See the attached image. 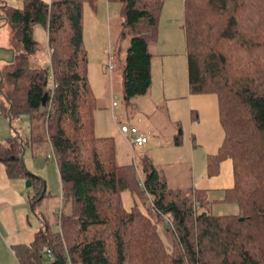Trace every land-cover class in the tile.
Masks as SVG:
<instances>
[{
    "label": "trees",
    "instance_id": "16d2710c",
    "mask_svg": "<svg viewBox=\"0 0 264 264\" xmlns=\"http://www.w3.org/2000/svg\"><path fill=\"white\" fill-rule=\"evenodd\" d=\"M98 1L0 4V17L13 29L12 54L0 66L3 110L11 124L30 116L29 134L14 127L15 134L0 139V163L9 178L30 181L35 211L47 196L45 181L26 168L22 153L47 141L62 197L58 228L38 215L42 227L33 241L13 247L15 264H264V0H183L188 91L216 94L224 130L218 150L207 156V175L232 161L234 183L217 202L236 204L238 213L225 215L204 210L207 190L169 188L147 158L142 176L134 164H117L114 138L95 134L83 25L84 5L95 10ZM108 1L122 4L130 33L122 67L130 100L152 84L151 45L164 0ZM36 26L47 33L43 66L29 63L39 48ZM123 192L149 200V212L136 203L125 207Z\"/></svg>",
    "mask_w": 264,
    "mask_h": 264
},
{
    "label": "rangeland",
    "instance_id": "374dc122",
    "mask_svg": "<svg viewBox=\"0 0 264 264\" xmlns=\"http://www.w3.org/2000/svg\"><path fill=\"white\" fill-rule=\"evenodd\" d=\"M1 3L2 0L0 1ZM115 4L119 5L120 8L117 9L116 15L112 16L108 14L111 32L107 36V45L103 47L104 49H101L99 44H102V27L109 10V4L106 1L99 0L97 9L95 10L87 3L84 5L86 27L84 42L88 52V77L96 97V108L94 110L95 134L101 136L109 135L114 138L117 164H134L138 169L139 176H142L143 162L147 158L157 171L165 177L169 188L190 189L191 171L189 162H187L189 133L182 106L174 104L173 101L162 95L161 85L156 75L145 94L136 96L130 100H126L123 96L122 73L119 62L125 58L124 55L129 44L130 33L123 27L122 19L120 18L122 4L120 2H115ZM182 12L183 6L182 9H179V14L182 15ZM177 13V5L166 6V8L164 5L160 12V18L162 20L166 18L173 19L176 18ZM1 19L0 17V21ZM6 24L12 35L13 29L11 25L9 23ZM40 28L41 26H36L34 32L35 37L39 41V48L29 57L31 66H43L48 62L46 58V35L45 32H42L40 36ZM4 33L7 34L6 32ZM182 37L183 35L178 40L180 41L181 39L183 41ZM111 50L114 51L113 58L111 56L114 68L110 71L107 55ZM100 57L103 59V62L99 59ZM112 101L116 102L114 108ZM2 104L3 108H6L3 97ZM4 113L2 114L4 120L0 123V139L4 140V137L7 135L5 130L7 129H9L11 135L15 134L14 127H17L21 133V129H24L26 134L22 133L23 135L29 134V115H23L20 123L16 124L14 121L11 124ZM122 123L129 126L136 124L139 130L146 133L149 138L147 143L149 145L148 148L145 146L141 150L137 148L135 143H129L125 137H130L131 134L130 132L125 135L121 134L120 125ZM178 157H182L184 160L179 162L177 161ZM22 158L26 168L45 181L47 196L36 205L34 215L43 217L50 227L56 230L58 228L57 216L62 202L61 183L49 143L41 141L35 143L33 146H27L22 153ZM26 184L27 181H25ZM27 189L30 197L32 199L36 198L37 194L34 189L29 185ZM209 199V205L204 208L208 213L220 215L238 213L236 204L219 203L217 202L218 196L213 195ZM131 200L142 211L149 212L151 207L149 200L143 202L135 195L131 196ZM125 203L126 206L129 205L127 202ZM63 205L64 212H68L70 204L65 202ZM165 228V223L158 224L159 231L166 242L170 244V237L165 232ZM43 259L50 261V258L47 256H44ZM12 263L15 264L14 259Z\"/></svg>",
    "mask_w": 264,
    "mask_h": 264
},
{
    "label": "crops",
    "instance_id": "0c3cea01",
    "mask_svg": "<svg viewBox=\"0 0 264 264\" xmlns=\"http://www.w3.org/2000/svg\"><path fill=\"white\" fill-rule=\"evenodd\" d=\"M102 1H106V3L109 4L108 9L110 13L108 10L102 27V44H99L101 49L107 45V36L111 32L108 14L114 16L118 11L117 9L120 8L115 2H110L108 0ZM5 2L14 6H19L21 4V0H5ZM16 2L17 4H15ZM164 5L165 8L166 6L177 5L178 13L177 16H175L176 18L173 19H159L157 39L151 45V50L153 52L151 62L152 83L156 75L161 85L162 95L173 101L174 104L181 105L183 108L189 133L187 162H189L191 171L190 188L207 190L209 198L213 195L218 196L219 199L222 197L224 189L232 187L234 180L232 161L230 159H226L221 163L217 175L211 177L207 175V156L218 150L224 137V130L219 119L217 97L215 93L211 92L190 93L188 91L186 45L182 26L183 12L182 15L179 14V9H182L183 6V0H164L163 6ZM120 18L123 23L122 14H120ZM83 27V37L85 40V19ZM40 29V36L42 32H45L46 35V58L48 59L47 33L43 27ZM35 30L36 27L34 32ZM10 32L6 21L1 19L0 66L4 64L3 58H9L12 54V50H10L12 46V35ZM182 35L183 41L181 39L179 41L178 38ZM110 52L113 58L114 51L111 50ZM99 59L103 62L101 57ZM124 59L119 62L121 73ZM113 68L114 63L112 62V67L109 68L110 71ZM113 102L115 101H112V106L114 108L116 104L113 105ZM3 107L2 97L0 95V123L4 120L2 116L5 112ZM20 119L15 121L16 124L20 123ZM130 126L137 127L136 124ZM21 130L22 133L26 134L24 129ZM137 130L139 134L147 137L145 143L141 145L136 144L137 148L141 150L144 149L145 146L148 148L149 145H147V143L149 138L147 134L139 130L138 127ZM5 131L8 136L6 135L4 140L1 139L2 141H5L7 137L11 136L9 129ZM120 132L123 135L128 133L121 131V129ZM125 138L129 143L132 142V135ZM182 160H184L182 157H178L177 161L180 162ZM131 196L132 195L128 192L122 193L124 205L126 204L125 202L129 204L128 206L125 205L127 208L134 205ZM31 199L27 186L25 185V180L9 178L5 172L4 165L0 163V264H14L12 263L13 259L16 263L13 247L20 244H30L34 239L35 233L42 227L39 216L34 215V211L32 210L30 203Z\"/></svg>",
    "mask_w": 264,
    "mask_h": 264
},
{
    "label": "built area",
    "instance_id": "2783aa9c",
    "mask_svg": "<svg viewBox=\"0 0 264 264\" xmlns=\"http://www.w3.org/2000/svg\"><path fill=\"white\" fill-rule=\"evenodd\" d=\"M109 62H108V67L111 68L112 67V62L110 60L111 57V52H109V54L107 55ZM116 103L113 102V105H115ZM120 129L123 132H130V134L132 135V142L137 144V145H141L143 143H145L147 141V137L145 135L139 134L137 127L136 126H129L126 124H121L120 125ZM44 251L46 252V254L48 256H51V251L47 248H44Z\"/></svg>",
    "mask_w": 264,
    "mask_h": 264
},
{
    "label": "water",
    "instance_id": "95a60500",
    "mask_svg": "<svg viewBox=\"0 0 264 264\" xmlns=\"http://www.w3.org/2000/svg\"><path fill=\"white\" fill-rule=\"evenodd\" d=\"M46 96H47V93H45V94L43 95V103L45 102ZM26 185H27V186H28V185L30 186V181H29V180H27V184H26Z\"/></svg>",
    "mask_w": 264,
    "mask_h": 264
}]
</instances>
